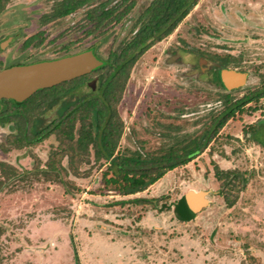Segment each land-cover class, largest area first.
I'll return each instance as SVG.
<instances>
[{"label": "rangeland", "instance_id": "374dc122", "mask_svg": "<svg viewBox=\"0 0 264 264\" xmlns=\"http://www.w3.org/2000/svg\"><path fill=\"white\" fill-rule=\"evenodd\" d=\"M59 1L6 3L0 11V70L91 47L105 60L131 39L152 2L136 0L128 17L102 36L88 34L87 12L99 1L44 21ZM215 55L232 56L243 71L236 69L244 78L231 93L233 101L264 85V0H200L172 34L142 55L118 105L125 122L122 150L143 146L144 152L161 154L204 132L210 117L224 108L221 89L204 72ZM101 74L89 75L87 82L96 79L92 90ZM92 90L85 84L74 93ZM3 94L0 90V113L9 109ZM247 106L257 109L237 113L192 161L129 197L104 187L105 167L93 154L89 163H71L74 152L65 137L55 134L17 148L10 143L14 124L0 125V179L16 171L0 193L5 229L0 264H264V145L244 132L264 120V97ZM56 110L44 114L46 123L56 118ZM258 131L257 139L264 140V131ZM191 190L205 192L207 203L191 207L195 215L182 220L176 207L182 199L188 204ZM137 197L140 204H116Z\"/></svg>", "mask_w": 264, "mask_h": 264}, {"label": "trees", "instance_id": "16d2710c", "mask_svg": "<svg viewBox=\"0 0 264 264\" xmlns=\"http://www.w3.org/2000/svg\"><path fill=\"white\" fill-rule=\"evenodd\" d=\"M8 1L0 0V11ZM97 1L99 3L87 12V18L92 23L88 34L99 31L98 34L102 36L109 30V26L122 23L136 4V0H60L52 13L44 17V21L69 16ZM199 1L152 0L134 24L131 39L110 52L108 58L103 59L104 65L94 71L102 72L99 85L94 90L90 85L95 84L96 79L87 82L92 72L52 88L39 90L37 100L31 97L18 103L15 100L2 99L9 109L0 113V125L13 123L17 131L10 143L17 148H23L37 145L55 134H58L60 139L65 137L67 147L74 152L70 162H78L80 165L89 163L93 154L94 162L105 167L104 187L124 197L143 192L168 171L192 161L209 146L211 140L231 118L237 113L244 114L256 110V107H245L264 97L263 85L236 101L232 100L231 93L236 88L229 89L226 86L223 74L227 70L242 71L238 69V60L230 55L212 56L211 68L204 72H209L211 81L224 91L218 92L223 99L224 108L218 115L210 117L211 122L200 136L189 140L183 147L170 146L161 154L144 152L143 146L136 150H122L120 140L125 122L118 111V105L133 65L155 43L172 34ZM34 39L31 38L24 47H28ZM201 56L205 57L203 53ZM85 84L91 88L92 93H74ZM56 107V118L46 123L44 114ZM77 124L80 126L76 135ZM262 128L264 120L258 126L253 124L247 127L244 132L250 133L254 141L264 145V140H259L256 136L259 129L264 131ZM184 142L185 139L180 141ZM5 176L7 179H0V193L7 180L16 176V171L12 170ZM217 176L223 180V176ZM142 201L139 197L128 198L116 204H140ZM227 203L231 206L233 201L227 199ZM176 208V213L182 220L191 219L195 215L185 199L179 200ZM4 232L5 229L0 226V238Z\"/></svg>", "mask_w": 264, "mask_h": 264}, {"label": "water", "instance_id": "95a60500", "mask_svg": "<svg viewBox=\"0 0 264 264\" xmlns=\"http://www.w3.org/2000/svg\"><path fill=\"white\" fill-rule=\"evenodd\" d=\"M103 65L104 60L96 54L95 48L59 58L13 65L0 70V90L4 93L1 98L24 102L39 90L88 75ZM243 78L244 74L236 70H227L223 74L224 83L229 89L242 85ZM90 86L94 88L95 84ZM204 193L188 192L190 208L195 210L206 205L201 195Z\"/></svg>", "mask_w": 264, "mask_h": 264}, {"label": "flooded vegetation", "instance_id": "af4514ba", "mask_svg": "<svg viewBox=\"0 0 264 264\" xmlns=\"http://www.w3.org/2000/svg\"><path fill=\"white\" fill-rule=\"evenodd\" d=\"M9 66H10V65H9ZM4 68H7V66L3 67V69H4Z\"/></svg>", "mask_w": 264, "mask_h": 264}]
</instances>
